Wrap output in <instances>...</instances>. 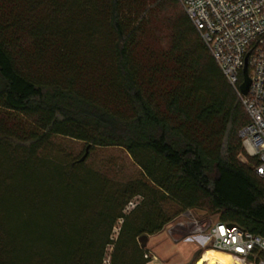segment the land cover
I'll return each instance as SVG.
<instances>
[{
	"label": "trees",
	"instance_id": "trees-1",
	"mask_svg": "<svg viewBox=\"0 0 264 264\" xmlns=\"http://www.w3.org/2000/svg\"><path fill=\"white\" fill-rule=\"evenodd\" d=\"M249 121L179 0H0V264H105L109 246V264H148L139 238L193 209L264 237ZM55 137L86 159L123 148L140 176Z\"/></svg>",
	"mask_w": 264,
	"mask_h": 264
},
{
	"label": "built area",
	"instance_id": "built-area-1",
	"mask_svg": "<svg viewBox=\"0 0 264 264\" xmlns=\"http://www.w3.org/2000/svg\"><path fill=\"white\" fill-rule=\"evenodd\" d=\"M179 2L250 117L240 131L246 151L241 160L258 159L256 173L264 177V0ZM245 67L250 79L247 93L241 89ZM189 216L196 222L194 232L204 233L213 248L228 252L231 264H264L263 236L221 221L204 228L190 212Z\"/></svg>",
	"mask_w": 264,
	"mask_h": 264
},
{
	"label": "rangeland",
	"instance_id": "rangeland-1",
	"mask_svg": "<svg viewBox=\"0 0 264 264\" xmlns=\"http://www.w3.org/2000/svg\"><path fill=\"white\" fill-rule=\"evenodd\" d=\"M155 23L159 25L160 29H163L164 34L168 32L165 18H158ZM54 143L61 147L68 159H76L84 155L88 145L85 142L64 137H55ZM85 167L106 174L117 182L128 181L140 176L138 167L130 155L125 149L119 147H94L90 149ZM141 199L140 196L135 197L125 211L128 213ZM189 212L195 217L194 220L202 224L204 228L210 223L218 222V215L208 213L205 210L184 211L169 222L162 231L150 235L145 241L144 248L147 250L151 264H198V261L202 260L209 249L213 248L208 243L204 233L194 232L196 222L193 219L190 220ZM122 222L123 220L120 219L115 224L111 234L112 239L117 238ZM143 242L144 239L140 243ZM112 250L113 247L109 246L104 260L105 264H109ZM204 264L210 263L207 261Z\"/></svg>",
	"mask_w": 264,
	"mask_h": 264
},
{
	"label": "bare ground",
	"instance_id": "bare-ground-1",
	"mask_svg": "<svg viewBox=\"0 0 264 264\" xmlns=\"http://www.w3.org/2000/svg\"><path fill=\"white\" fill-rule=\"evenodd\" d=\"M231 255L223 250L212 248L209 252L203 256L202 260H199V264H204L209 261L210 264H231Z\"/></svg>",
	"mask_w": 264,
	"mask_h": 264
},
{
	"label": "water",
	"instance_id": "water-1",
	"mask_svg": "<svg viewBox=\"0 0 264 264\" xmlns=\"http://www.w3.org/2000/svg\"><path fill=\"white\" fill-rule=\"evenodd\" d=\"M244 75H245V80L241 85V89L244 93H247L249 86H250V79H249L248 74H247V67H245V69H244ZM88 149H89V147H87L86 153L84 154V156H82L81 161H84L86 159V157L88 155ZM148 237H149L148 235H143L139 238L140 242L144 239V242L141 243L142 247H145V245H146L145 241L148 239ZM199 263H200V261H198V264Z\"/></svg>",
	"mask_w": 264,
	"mask_h": 264
}]
</instances>
